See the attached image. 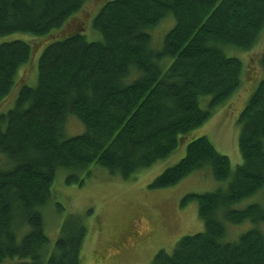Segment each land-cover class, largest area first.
<instances>
[{
	"label": "trees",
	"instance_id": "16d2710c",
	"mask_svg": "<svg viewBox=\"0 0 264 264\" xmlns=\"http://www.w3.org/2000/svg\"><path fill=\"white\" fill-rule=\"evenodd\" d=\"M87 1L0 0V37L28 40L0 42V103L38 46L31 39L50 38L35 86L21 84L0 113V264H80V217L64 219L51 248L45 233L57 172L81 183L77 173L95 164L127 179L167 157L242 87L245 68L234 53L253 49L264 30V0H107L92 18L99 37L90 29L95 40H87L72 22ZM166 18L173 25L154 49L150 32ZM257 63L261 76L236 120L241 164L231 172L228 157L199 136L149 183L167 188L207 167L228 181L182 199L196 201L203 230L180 237L170 253L157 251L150 264H264V203L233 207L264 188V52ZM69 115L81 134L65 136ZM225 222L254 227L225 241Z\"/></svg>",
	"mask_w": 264,
	"mask_h": 264
},
{
	"label": "rangeland",
	"instance_id": "374dc122",
	"mask_svg": "<svg viewBox=\"0 0 264 264\" xmlns=\"http://www.w3.org/2000/svg\"><path fill=\"white\" fill-rule=\"evenodd\" d=\"M105 1L107 0H88L72 17L74 26L83 28L87 40H95L90 29L99 37L92 26V18ZM172 25L173 20L166 18L151 30L152 48L160 49L163 37ZM26 37L25 34H11L0 37V42L10 39L28 41ZM49 39H31L30 42H35L38 46L31 60L18 71L13 88L0 103V113L13 107L21 84L35 86L40 49ZM262 52L264 30L253 49L234 53L245 68L242 87L224 104L216 107L207 121L191 129L183 141L164 159L135 172L127 179L111 175L106 169L91 164L77 173L81 183L68 184L65 181L67 173L59 170L51 185V200L43 213L50 248L59 235L62 222L70 214L80 217L87 228L80 252V264H150L157 251L162 249L170 253L180 237L201 232L203 222L197 215L196 201L191 200L182 205V199L192 193L223 189L228 181L214 179L210 168L207 167L192 172L179 183L167 188L150 189L148 185L162 171L184 157L188 142L199 136H206L219 153L228 157L231 172L241 164L238 147L239 126L236 120L252 93L256 80L261 76L257 60ZM169 62L170 60L167 61ZM205 98L200 102L202 108H206L210 99L208 96ZM83 131L84 126L77 117L69 115L65 136L79 135ZM252 203H264V188L233 207L242 209ZM135 226L138 235L134 239L128 236ZM225 226V241H234L240 234L253 228L254 224L243 222L231 225L225 222ZM261 227L264 229V224Z\"/></svg>",
	"mask_w": 264,
	"mask_h": 264
},
{
	"label": "flooded vegetation",
	"instance_id": "af4514ba",
	"mask_svg": "<svg viewBox=\"0 0 264 264\" xmlns=\"http://www.w3.org/2000/svg\"><path fill=\"white\" fill-rule=\"evenodd\" d=\"M133 229H134V230H133V231H131V233L129 234V236H128V237H132V238H134V239H135V238H137V235H138V234H137V230H136V226H135V227H133ZM128 237H127V238H128ZM127 238H125V239H124V238H122V239H124V241H126V240H127Z\"/></svg>",
	"mask_w": 264,
	"mask_h": 264
}]
</instances>
